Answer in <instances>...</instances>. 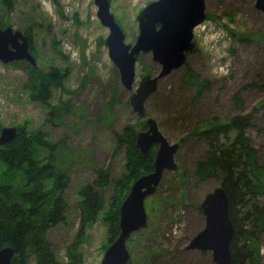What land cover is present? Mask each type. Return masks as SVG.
<instances>
[{
	"label": "rangeland",
	"instance_id": "rangeland-1",
	"mask_svg": "<svg viewBox=\"0 0 264 264\" xmlns=\"http://www.w3.org/2000/svg\"><path fill=\"white\" fill-rule=\"evenodd\" d=\"M155 1L109 0L127 44H134L139 35V12ZM12 7L9 27L28 38L34 68L41 73L58 68L67 74L62 87L53 91L52 104L70 102L78 116L75 121L68 117L60 126L48 120L49 111L30 100L24 64L28 62L0 61V134L13 127L40 131L52 143L67 138L75 160L63 191L66 221L49 231L48 242L61 264H69L70 255L75 262L101 264L111 235L104 214L80 233V191L96 179L98 169H109L113 181L104 194L108 209L115 181L124 174L125 149L115 148L112 130L120 133L131 126L138 134L146 130V120L130 106L131 93L123 88L109 57L105 45L109 30L99 21L94 0H15ZM206 15L215 19L206 18L196 30L197 48L185 66L209 80L210 88L195 101L194 91L182 81L184 66L161 80L145 104L147 117L156 120L170 143L181 145L176 155L179 170L166 172L157 193L146 200L148 224L143 235L133 234L127 243L129 264H215L211 253L186 250L205 227L200 212L205 196L220 186L217 180L195 184L193 179L194 164L205 151L203 142L192 135L197 125L249 116L247 136L258 162H264V14L255 9L253 0H206ZM233 32L251 34L254 40L240 43ZM140 60L134 90L146 74L159 72L151 55ZM112 97L110 111L106 106ZM260 201L264 207V197ZM259 264H264V234Z\"/></svg>",
	"mask_w": 264,
	"mask_h": 264
},
{
	"label": "trees",
	"instance_id": "trees-1",
	"mask_svg": "<svg viewBox=\"0 0 264 264\" xmlns=\"http://www.w3.org/2000/svg\"><path fill=\"white\" fill-rule=\"evenodd\" d=\"M15 0H0V29L10 25L9 13ZM208 19H215L211 16ZM240 43L254 40L253 35L232 33ZM141 61V60H140ZM139 61V62H140ZM27 87L30 100L45 107L48 120L57 126L78 116L70 102L52 104L53 91L62 87L66 72L52 68L46 73L28 63ZM14 65L18 63L14 62ZM149 73V71H146ZM182 81L195 93V101L207 91L211 82L202 78L188 65ZM113 99L106 109L113 106ZM250 117L235 116L226 121L208 120L197 125L192 135L203 142L205 151L194 164L195 184L217 180L229 198L230 218L234 236L230 246L232 264H259L261 238L264 234V162L259 163L257 151L247 136ZM110 124V123H109ZM107 124V125H109ZM111 129V127H110ZM115 148L124 147V174L115 181L114 195L106 208L105 189L111 183L109 169H98L97 177L80 191V233L90 228L101 214L111 235L112 244L120 234L119 209L132 185L141 176L153 171L157 146L142 155L136 146L137 131L125 127L120 133L112 130ZM80 156V155H77ZM75 160L63 137L58 142L40 131L27 133L18 130L11 142L0 146V250L14 249L10 264H61L48 242L50 230L65 223L66 202L63 191L68 183V172ZM185 174L180 182L184 184ZM182 202L186 199L182 196ZM200 212L202 213L201 209ZM143 231L136 233L143 235ZM69 264L75 262L70 255Z\"/></svg>",
	"mask_w": 264,
	"mask_h": 264
},
{
	"label": "water",
	"instance_id": "water-1",
	"mask_svg": "<svg viewBox=\"0 0 264 264\" xmlns=\"http://www.w3.org/2000/svg\"><path fill=\"white\" fill-rule=\"evenodd\" d=\"M253 1L255 9L264 14V0ZM94 2L100 23L109 30L105 41L109 57L119 71L123 88L131 93L130 106L138 118L146 120V130L137 134L136 146L144 156L157 146L154 169L132 185L119 209L120 234L101 261V264H129L131 254L127 243L133 234L148 224L146 200L157 193L166 172L179 170L176 155L181 145L170 143L156 120L147 117L145 104L156 93L159 82L183 68L188 55L195 51L194 29L207 18L206 0H158L148 4L137 16L139 35L132 45L126 43L125 33L111 13L109 0ZM146 55H151L159 72L157 75L146 74L134 90L136 67L140 57ZM0 61L4 64L26 61L33 67L37 65L28 38L9 26L0 29ZM17 135L16 128H3L0 146ZM201 210L205 227L190 241L186 250L211 253L215 264H232L230 246L234 225L230 218L229 198L221 185L205 196ZM13 257L12 247L0 250V264H10Z\"/></svg>",
	"mask_w": 264,
	"mask_h": 264
},
{
	"label": "built area",
	"instance_id": "built-area-1",
	"mask_svg": "<svg viewBox=\"0 0 264 264\" xmlns=\"http://www.w3.org/2000/svg\"><path fill=\"white\" fill-rule=\"evenodd\" d=\"M204 24H205V22L203 24H201L200 26H198L197 29L200 28L201 26H203ZM196 30H195V33H196Z\"/></svg>",
	"mask_w": 264,
	"mask_h": 264
},
{
	"label": "flooded vegetation",
	"instance_id": "flooded-vegetation-1",
	"mask_svg": "<svg viewBox=\"0 0 264 264\" xmlns=\"http://www.w3.org/2000/svg\"><path fill=\"white\" fill-rule=\"evenodd\" d=\"M195 48H197V47H196V44H195ZM189 55H191V54H189ZM189 55H188V57H189ZM187 60H188V58H187Z\"/></svg>",
	"mask_w": 264,
	"mask_h": 264
}]
</instances>
